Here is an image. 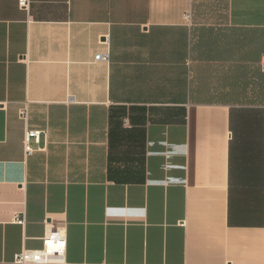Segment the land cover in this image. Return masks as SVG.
Here are the masks:
<instances>
[{
	"label": "crops",
	"instance_id": "0c3cea01",
	"mask_svg": "<svg viewBox=\"0 0 264 264\" xmlns=\"http://www.w3.org/2000/svg\"><path fill=\"white\" fill-rule=\"evenodd\" d=\"M17 3L0 0V264L47 228L66 236L51 264H264V0Z\"/></svg>",
	"mask_w": 264,
	"mask_h": 264
},
{
	"label": "built area",
	"instance_id": "2783aa9c",
	"mask_svg": "<svg viewBox=\"0 0 264 264\" xmlns=\"http://www.w3.org/2000/svg\"><path fill=\"white\" fill-rule=\"evenodd\" d=\"M18 7L28 12L30 7V0H18ZM186 21L190 20L189 13L185 15ZM105 43V42H104ZM109 53H97L94 56V62H108ZM19 117L23 121H26L28 118V109L26 106L19 110ZM37 139V132H28L26 133L25 138V152L26 154L31 152L30 147L27 146V141L30 137ZM13 222L19 226H24L26 224V217L24 214L16 215L13 218ZM42 249L38 251H26L20 254L16 258V263L18 264H51L59 261L61 256L64 253L66 247V236L63 229L56 228H47L45 235L42 238Z\"/></svg>",
	"mask_w": 264,
	"mask_h": 264
}]
</instances>
